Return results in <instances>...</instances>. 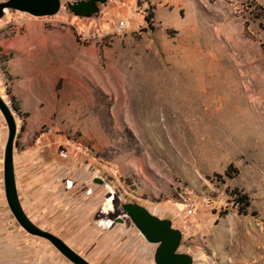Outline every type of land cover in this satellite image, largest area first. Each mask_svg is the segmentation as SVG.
Listing matches in <instances>:
<instances>
[{
	"label": "rangeland",
	"instance_id": "1",
	"mask_svg": "<svg viewBox=\"0 0 264 264\" xmlns=\"http://www.w3.org/2000/svg\"><path fill=\"white\" fill-rule=\"evenodd\" d=\"M75 1L0 18L14 150L43 158L54 208L74 199L64 226L74 252L89 264H153L156 245L121 211L131 203L169 220L192 264H264V18L254 10L264 0H105L88 17L66 7ZM5 139L0 114V264H59L35 252L30 240L52 246L6 206ZM17 233L28 242L5 252L1 240Z\"/></svg>",
	"mask_w": 264,
	"mask_h": 264
},
{
	"label": "water",
	"instance_id": "2",
	"mask_svg": "<svg viewBox=\"0 0 264 264\" xmlns=\"http://www.w3.org/2000/svg\"><path fill=\"white\" fill-rule=\"evenodd\" d=\"M105 0H85L67 3L66 7L77 16L88 17L96 14L98 8L95 3L103 4ZM60 8L59 0H6L0 3V18L4 10H11L28 14L32 17L52 16ZM0 114L6 126V139L2 150V187L6 206L18 227L27 235L41 238L47 241L66 261L70 264H89L77 253L67 247L60 239L45 232L34 224L23 213L16 194L12 150L15 137V121L10 109L0 98ZM94 183L103 185L99 178L93 179ZM123 216L127 217L142 239L156 245L152 261L153 264H192V258L185 253L178 252L181 240V233L172 228L171 222L167 219H159L151 215L139 205L125 203L120 205ZM121 223L120 217L115 220Z\"/></svg>",
	"mask_w": 264,
	"mask_h": 264
},
{
	"label": "crops",
	"instance_id": "3",
	"mask_svg": "<svg viewBox=\"0 0 264 264\" xmlns=\"http://www.w3.org/2000/svg\"><path fill=\"white\" fill-rule=\"evenodd\" d=\"M4 1L6 0H0V3ZM12 163L17 199L25 216L36 227L54 235L74 251L72 246L68 243V241H72L73 239L70 235H66V232L69 230L66 231L64 229L66 225H70V229H72L74 225V199L71 198L69 201L68 198L62 195L60 199L62 204L60 207H53L55 206V200L60 197L55 196L54 175L52 174L51 176L49 174V168L44 167L45 162L39 153L21 150L16 152L13 144ZM73 178L74 175L72 173L70 180ZM22 241L28 242V239L19 233L7 234L5 239L1 240L4 244L5 252L17 251L18 247L16 243ZM30 241L31 243L33 242L39 245V249L35 251L36 253L43 252L42 255H45L46 258L52 261L56 260L55 262L58 261L59 264H65V259L63 260V257L59 253L57 254L61 256V259H57L58 255L54 253L57 251L53 247L49 249V247L47 248L45 247L46 245H42L37 241ZM25 248L26 246H24V249ZM31 254L32 251L30 249L28 257L31 258V256H33ZM39 257H41V253Z\"/></svg>",
	"mask_w": 264,
	"mask_h": 264
},
{
	"label": "trees",
	"instance_id": "4",
	"mask_svg": "<svg viewBox=\"0 0 264 264\" xmlns=\"http://www.w3.org/2000/svg\"><path fill=\"white\" fill-rule=\"evenodd\" d=\"M254 10L258 12V14L256 13V16H260L261 18H264V5H261V6L260 5H255L254 6ZM246 26H247V24L244 21L243 22V30H244V32H246ZM234 172H235V170H234ZM235 202L238 204V208H239L240 212L242 214H245L246 208L248 207V204H249L246 195L245 194L237 195V198H236Z\"/></svg>",
	"mask_w": 264,
	"mask_h": 264
},
{
	"label": "built area",
	"instance_id": "5",
	"mask_svg": "<svg viewBox=\"0 0 264 264\" xmlns=\"http://www.w3.org/2000/svg\"><path fill=\"white\" fill-rule=\"evenodd\" d=\"M125 23L124 22H122V21H119L118 23H117V25H116V28H117V30L118 31H121V30H123L124 28H125ZM6 28H9L8 26H6Z\"/></svg>",
	"mask_w": 264,
	"mask_h": 264
},
{
	"label": "flooded vegetation",
	"instance_id": "6",
	"mask_svg": "<svg viewBox=\"0 0 264 264\" xmlns=\"http://www.w3.org/2000/svg\"><path fill=\"white\" fill-rule=\"evenodd\" d=\"M78 1L85 2V0H78ZM94 5H95V7H96V4H94ZM103 185L106 186L105 183H103ZM109 203H110L109 200H107L106 203L104 204V208H108V207H109Z\"/></svg>",
	"mask_w": 264,
	"mask_h": 264
},
{
	"label": "bare ground",
	"instance_id": "7",
	"mask_svg": "<svg viewBox=\"0 0 264 264\" xmlns=\"http://www.w3.org/2000/svg\"><path fill=\"white\" fill-rule=\"evenodd\" d=\"M4 13H6V10H4ZM249 86H246V90L249 91Z\"/></svg>",
	"mask_w": 264,
	"mask_h": 264
}]
</instances>
